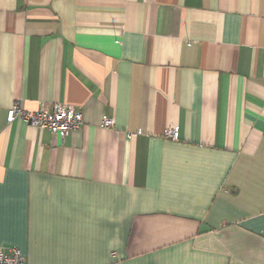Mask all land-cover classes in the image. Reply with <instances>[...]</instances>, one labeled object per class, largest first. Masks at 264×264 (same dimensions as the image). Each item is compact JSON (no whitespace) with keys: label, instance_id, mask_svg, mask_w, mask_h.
Segmentation results:
<instances>
[{"label":"crops","instance_id":"obj_1","mask_svg":"<svg viewBox=\"0 0 264 264\" xmlns=\"http://www.w3.org/2000/svg\"><path fill=\"white\" fill-rule=\"evenodd\" d=\"M14 104L83 123L60 139L8 124ZM10 247L27 264H264V0H0Z\"/></svg>","mask_w":264,"mask_h":264},{"label":"built area","instance_id":"obj_2","mask_svg":"<svg viewBox=\"0 0 264 264\" xmlns=\"http://www.w3.org/2000/svg\"><path fill=\"white\" fill-rule=\"evenodd\" d=\"M20 117L29 126L46 130L52 135L62 139L68 133H73L80 129L82 125V114L76 108L55 104L53 106H41L35 112L24 110L19 104H14L7 112L6 121L12 123L15 118ZM100 126L104 129L114 128V120L102 116ZM134 134H128V138ZM164 139L178 141L179 129L169 125L163 130ZM0 264H27L21 251L16 247L0 248Z\"/></svg>","mask_w":264,"mask_h":264}]
</instances>
